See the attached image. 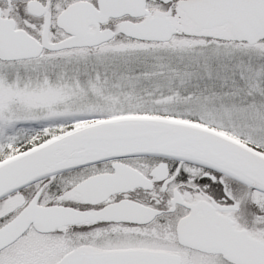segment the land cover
<instances>
[{"label": "snow or ice", "instance_id": "obj_1", "mask_svg": "<svg viewBox=\"0 0 264 264\" xmlns=\"http://www.w3.org/2000/svg\"><path fill=\"white\" fill-rule=\"evenodd\" d=\"M0 264H264V0H0Z\"/></svg>", "mask_w": 264, "mask_h": 264}]
</instances>
